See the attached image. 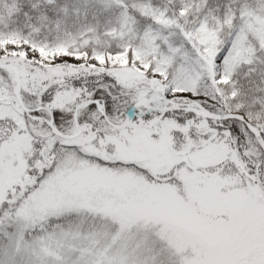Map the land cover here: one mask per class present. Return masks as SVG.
<instances>
[{"label": "snow or ice", "instance_id": "1", "mask_svg": "<svg viewBox=\"0 0 264 264\" xmlns=\"http://www.w3.org/2000/svg\"><path fill=\"white\" fill-rule=\"evenodd\" d=\"M0 264H264V0H0Z\"/></svg>", "mask_w": 264, "mask_h": 264}]
</instances>
